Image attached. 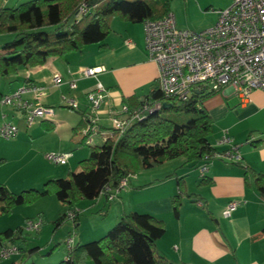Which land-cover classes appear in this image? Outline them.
<instances>
[{"label":"crops","instance_id":"1","mask_svg":"<svg viewBox=\"0 0 264 264\" xmlns=\"http://www.w3.org/2000/svg\"><path fill=\"white\" fill-rule=\"evenodd\" d=\"M20 3V0H2L5 7ZM110 27L104 46L89 44L81 51L52 56L41 66L22 68L16 75L6 78L0 88V98L26 83H34L46 88L41 103L54 108L51 120L36 121L27 126L23 112L0 105V124L3 121L10 122L16 125L19 132L21 120L25 130V134L9 142L27 140L31 148L37 145L36 151L45 152L44 156H39L41 165L24 173L5 170L8 174H4L3 170L0 171V184L6 185L10 191L42 189L47 180L61 176L62 171L56 169L59 165L52 163L53 167H50L46 163L49 152L68 153L63 151L64 145L56 147L51 143L54 135L58 136L57 141L60 142L62 132L71 142L73 136L76 137L78 133L81 135L85 128V117H95L97 132L91 135L97 134L102 141L110 131V110L118 109L124 104V99L129 106H133L152 90L158 70L156 64L148 58L143 23L113 18ZM126 41L130 43L126 44ZM88 67H103V70L97 72L95 77L81 76L80 70ZM54 74L60 76L59 86L52 84ZM69 81H75V89L68 87ZM96 82L103 86L107 95L102 107L93 113L86 93ZM30 97L27 95L25 98ZM63 97L74 99L77 104L75 114L55 109L58 106L68 108L62 104ZM201 106L212 121L208 137L210 145L216 151L226 149L227 145L219 144L218 140L227 135L237 145L235 154L238 160L230 162L212 159L204 173L210 183L205 185H199L200 173L196 176L191 171L194 168L182 165V158L168 161L133 175L115 199L108 201L104 195H99L88 202L91 206H87V203L85 207L95 212L108 203L109 209H117L116 220L129 212L149 213L161 219L165 231L156 240V248L163 257L175 264H264V199L256 190L255 177L250 173H260L264 178V91L255 89L244 100L232 87L226 86L204 98ZM247 140L250 142L246 143ZM3 156L0 155V158L5 162L7 159ZM178 179L182 182L181 188L178 187ZM176 194L181 196L177 216L173 214L171 201ZM53 197L43 196L32 205L14 208L12 213H22L25 220H28L34 218L35 214L42 218L49 216L58 207L56 211L60 215L64 206L57 199L55 202ZM230 202H236L237 205L225 217L223 211ZM76 208L78 215L84 210L82 206ZM51 216L54 215L50 214L48 218ZM77 221L75 226L81 223L78 218ZM106 228L98 224L94 233H86L85 238L95 240ZM78 238V242H81L83 237L78 234ZM72 243H75V239ZM18 249L17 254L8 259H0V264H20L18 259L25 256L28 249ZM64 257L63 253L58 258L62 260Z\"/></svg>","mask_w":264,"mask_h":264},{"label":"trees","instance_id":"2","mask_svg":"<svg viewBox=\"0 0 264 264\" xmlns=\"http://www.w3.org/2000/svg\"><path fill=\"white\" fill-rule=\"evenodd\" d=\"M92 2L96 3L95 7L75 16L82 3ZM170 2L27 0L13 7H5L0 0V36H10L0 48V78L16 75L22 68L41 66L52 56L81 51L89 44L104 46L113 18L130 23L157 20L170 12ZM72 16L73 20L68 23ZM213 93L193 91L190 98L182 102L164 94L156 80L152 90L135 105L129 106L125 99L122 101L128 108V125L121 131L110 127L109 134L100 145L89 147L88 156L79 161L76 172L69 171L67 177L49 179L42 189L28 188L12 192L6 185L0 184V216L10 214L16 206L30 205L43 196L54 195L64 206V211L53 223L59 226L67 219L66 213L76 209L77 213L72 219L77 224L78 203L81 200L93 201L99 195H104L107 200V193H101L105 186L115 189L120 180L129 175L178 158L183 159L182 165L197 168L205 156L214 151L208 141L212 121L201 106L202 100ZM155 102H160L161 107L150 110ZM145 103L147 108H143ZM88 124L85 117L84 127ZM86 138L81 135L82 144ZM3 162L0 158V164ZM250 173L255 177L256 190L264 199L262 174ZM200 178L199 185L210 183L204 174L200 173ZM177 184L182 187L180 179ZM171 201L173 214L177 216L180 194L172 196ZM23 231L21 227L0 231V248L24 240ZM164 231V222L149 213L122 214L99 239L71 244L59 264H85L90 261L92 264H175L156 248L155 242ZM28 252L32 254L34 248L28 249Z\"/></svg>","mask_w":264,"mask_h":264},{"label":"built area","instance_id":"3","mask_svg":"<svg viewBox=\"0 0 264 264\" xmlns=\"http://www.w3.org/2000/svg\"><path fill=\"white\" fill-rule=\"evenodd\" d=\"M96 6V3H82L75 16L78 17ZM216 22L207 29L192 31L177 27L174 17L169 12L157 20L143 21L144 40L148 58L152 60L158 70L157 81L160 90L178 101H186L193 91L218 92L226 86L232 87L238 96L246 99L248 94L260 89L264 91V0H233L232 4L218 12ZM130 43L126 41V44ZM103 67H88L80 70L83 77H95ZM54 86L60 85V76L52 77ZM68 87L76 88L75 81H69ZM45 87L34 83H26L14 91L4 94L0 98V105L10 106L25 115L27 126L36 121L51 120L54 116L52 106L41 103V96ZM27 95L30 99L25 98ZM107 92L96 82L94 87L86 93V99L91 112L96 113L104 104ZM68 108L76 109L74 99L62 98ZM160 102H155L150 110L159 109ZM147 108V104L143 105ZM128 108L121 104L118 109L109 112L111 127L123 130L129 123ZM88 118V117H87ZM89 124L81 131L87 136L86 142L92 144L91 134L96 133L95 117L88 118ZM18 132L16 125L3 121L0 124V136L4 139L14 137ZM104 138V137H103ZM247 140L246 143H249ZM219 144L227 145L221 151L214 150L206 155L198 166L201 174L208 169L212 159L236 161L237 145L223 135ZM68 153H49L46 158L55 165L67 163ZM133 175L120 180L118 187L111 189L105 186L102 190L107 193V200L117 197L120 190L128 185ZM236 202H230L223 211L229 216L236 207ZM77 210L68 211L67 219L75 217ZM42 224L41 219L25 221L26 232H36ZM72 244V237L66 241L67 248ZM18 253L15 245L0 248V258L7 259Z\"/></svg>","mask_w":264,"mask_h":264},{"label":"rangeland","instance_id":"4","mask_svg":"<svg viewBox=\"0 0 264 264\" xmlns=\"http://www.w3.org/2000/svg\"><path fill=\"white\" fill-rule=\"evenodd\" d=\"M24 1L27 0H20V2ZM232 2L233 0H171L170 13L174 17L177 27L192 31H201L212 26L219 17L218 12L229 7ZM8 39H10L9 35L0 36V48L1 45ZM5 80V77L0 78L1 89L5 84ZM62 104L65 105L63 102ZM55 109L58 111L62 110L64 113L70 112L75 114L74 110L65 107L58 106L55 107ZM20 122L19 132L15 138L12 137L10 139H4L0 136V155H4L3 157H6L7 159L3 164L0 165V171L3 170L2 172L4 174H8L6 171L26 172V170H29L35 166H40L41 163L39 156H44L45 154V152L40 153L36 151L37 145H33L35 148H31L29 143H27V140L20 142L17 141L14 143L9 142H12V140L22 136V134H25V130L22 126L23 122L21 120ZM107 124L109 125L110 123ZM105 130L107 131L108 129L105 128ZM60 137L62 138H60L61 141L59 140L61 143L57 141L58 136L55 135L53 136L51 143L55 144L54 146L56 147L59 145H64L63 151L68 152L69 156L66 165H59L56 167L57 170L62 171V174H60L61 176H58L59 178L67 177L68 171L76 172L79 168V161L88 156L89 147L92 145L101 144V140L97 137V134L91 136L92 144H88L87 142L83 144L80 143V133H78L76 137L74 135L71 142L68 140L69 137L64 135L62 132L60 133ZM76 141L78 142L76 143ZM46 163L50 167H53V164L50 161L46 160ZM191 171L195 172L196 176L200 173L199 167L194 168ZM53 198V200L57 202L56 197L54 196ZM88 202L89 200H81L80 203H78L77 207L80 208V206H82L84 210L80 215H78L79 222L81 223H79L77 226H75L73 219H66L59 226H56L53 222L59 215V213L56 211L58 207L54 209L53 212L49 213V216L50 214L54 215L51 216L52 218H48V215H45L42 218L35 216V214L34 218L32 219H41L42 221L39 233H37L38 230L36 232H26L24 229L26 221L24 214L18 212L12 213L14 212V208H20L21 206H16L12 209L10 214L3 215L0 219V231H3L9 227L12 229L21 227L24 230V240L18 241L16 243L17 247L22 250L32 248L35 249L37 246L39 247V249H35L32 254L27 251V256L20 257L17 262L20 264H48L49 262L52 263L56 261L55 264H59L61 260H59L60 258L58 257H61L63 253L66 254V241L68 237H72V240L75 239L76 243L79 239L78 234H80L81 237H83L81 239L82 243L91 241L90 238H85L86 233H94L95 227L98 224L108 228L104 230L105 232L101 235V237L107 233V231H109L116 224L117 220L115 215L117 213V209L114 207L109 209V205L106 203L100 208V210L92 212L89 210V208L85 207ZM87 206H91L90 203H88ZM87 209L88 212H86ZM85 264H92V262H86Z\"/></svg>","mask_w":264,"mask_h":264},{"label":"water","instance_id":"5","mask_svg":"<svg viewBox=\"0 0 264 264\" xmlns=\"http://www.w3.org/2000/svg\"><path fill=\"white\" fill-rule=\"evenodd\" d=\"M73 18H74V16H72V17L69 19L68 23H70V22L73 20ZM163 107H166V105L163 104Z\"/></svg>","mask_w":264,"mask_h":264}]
</instances>
